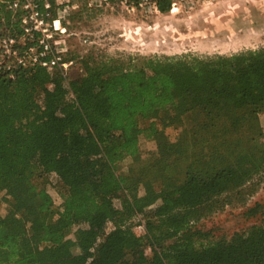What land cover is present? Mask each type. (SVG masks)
Returning a JSON list of instances; mask_svg holds the SVG:
<instances>
[{
  "label": "trees",
  "instance_id": "1",
  "mask_svg": "<svg viewBox=\"0 0 264 264\" xmlns=\"http://www.w3.org/2000/svg\"><path fill=\"white\" fill-rule=\"evenodd\" d=\"M10 13L0 7V17ZM194 109L209 133L195 127L188 139L160 141L157 119L178 126ZM263 112L264 45L231 55L88 59L71 77L41 65L15 78L1 72L0 193L8 198L0 264H264V221L207 242L196 226L264 171ZM141 137L159 142L149 159ZM139 215L142 235L132 225Z\"/></svg>",
  "mask_w": 264,
  "mask_h": 264
},
{
  "label": "rangeland",
  "instance_id": "2",
  "mask_svg": "<svg viewBox=\"0 0 264 264\" xmlns=\"http://www.w3.org/2000/svg\"><path fill=\"white\" fill-rule=\"evenodd\" d=\"M5 1L0 7L8 11ZM50 3V15L46 19L52 37L42 31L39 36L30 34L26 27L34 25L29 19L23 22L26 12L18 11L0 17V25L6 33L14 35L18 50L33 62L41 56L42 40L49 43L60 57V69L64 76L71 77L84 72L86 60L99 62L108 58L129 62L136 56H178L193 54L197 56L231 55L246 50H255L264 45V0H184L175 10L162 12L149 4H137L129 9L117 0H44ZM2 4V5H1ZM41 4L39 0V5ZM21 8V7H20ZM61 19V28L55 31L54 20ZM53 56V53H46ZM63 64H68L64 66ZM180 125L165 127L157 119L161 129V142L175 143L188 139L193 128L200 135L209 133L208 121L202 110L187 112ZM263 132L260 140L264 142V112L260 115ZM158 140L140 139L141 156L149 159L158 149ZM131 158L119 164L121 171L131 167ZM143 178H152L146 172ZM137 179V175H134ZM55 175L48 186L55 207L62 198L54 186ZM144 183L139 184L135 195L145 194ZM7 196L0 193V217L7 216ZM120 205L118 199L115 200ZM222 207L203 217L196 226L208 233L207 240L229 238L237 231H243L264 221V171L256 175L239 193L222 197ZM256 213L251 215V210ZM144 215L137 216L132 225L138 235L145 233ZM86 225H81L71 234H77ZM77 251L79 248L76 247ZM151 255V248H145Z\"/></svg>",
  "mask_w": 264,
  "mask_h": 264
},
{
  "label": "built area",
  "instance_id": "3",
  "mask_svg": "<svg viewBox=\"0 0 264 264\" xmlns=\"http://www.w3.org/2000/svg\"><path fill=\"white\" fill-rule=\"evenodd\" d=\"M118 2L125 4L129 9H136L137 4L143 6L149 4L154 7L156 10L159 9L160 2H168L171 6V10H175L179 4L184 0H117ZM41 4L39 5V0H8L5 1L8 11L26 12V16L23 18V22H28L29 19L34 21V25L26 27V30L30 34L39 36L42 31L46 37H52L53 34L50 31L49 25L46 24V19L50 15L48 9L50 8V3H44V0H40ZM42 5L44 7H42ZM21 7V8H20ZM22 9V10H21ZM2 19L5 21L4 14L1 15ZM54 29L55 31L61 30V19L54 20ZM42 49L41 56L36 57L33 62H28L26 56L22 54L16 44V39L14 35L6 33L5 30H2L0 25V73H5L11 78H15L17 70L21 68H31L37 65L44 66L50 71L55 67L60 65V57L56 55L53 50V47L42 40ZM53 53V56H48L46 53ZM64 66L68 64H63Z\"/></svg>",
  "mask_w": 264,
  "mask_h": 264
}]
</instances>
